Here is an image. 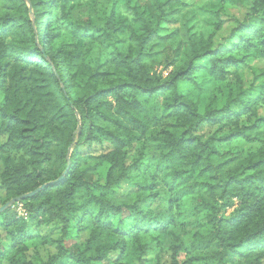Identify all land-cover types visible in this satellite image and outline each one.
Here are the masks:
<instances>
[{"label": "trees", "instance_id": "trees-1", "mask_svg": "<svg viewBox=\"0 0 264 264\" xmlns=\"http://www.w3.org/2000/svg\"><path fill=\"white\" fill-rule=\"evenodd\" d=\"M121 1L80 26L82 0H0V208L70 162L0 212V264H264V0H204L207 35L182 0ZM199 75L214 83L203 109L179 89ZM235 141L258 147H216ZM93 144L111 149L81 154ZM34 240L55 244L45 262L27 257Z\"/></svg>", "mask_w": 264, "mask_h": 264}, {"label": "rangeland", "instance_id": "rangeland-1", "mask_svg": "<svg viewBox=\"0 0 264 264\" xmlns=\"http://www.w3.org/2000/svg\"><path fill=\"white\" fill-rule=\"evenodd\" d=\"M184 3L189 5V8L184 9L189 13L190 17V26L191 29L194 30V32L200 34H208L210 33V28L207 25V15L204 14V12L201 10L203 6L206 5V1L204 0H182ZM133 3L143 6L145 3V0H133ZM121 7L122 6V1L121 0H82L81 4L76 7L75 9L72 10L71 15H72V21L80 26L84 25H89V23H94V25L102 24L104 20L110 16L111 12L116 8V7ZM0 11L2 12L3 9L0 4ZM228 15L229 17L236 18L239 20H242L245 10L241 7H233L228 9ZM31 18L33 21V14L31 13ZM234 25L233 21H228L222 32L217 36L218 41L222 39V37H225L229 29ZM180 25L179 24H167L164 26V34H167L168 32H171L174 29H179ZM40 32V26H37V32ZM101 51L103 52L102 55H105L107 52L106 50H101L97 48V55L101 54ZM100 56V55H99ZM157 59V64L154 66L155 70L157 73H161L163 77H165L171 70V67H167V70H164V64L168 63L172 59V53L168 52V55H158ZM98 57V56H97ZM250 66H255V67H261V63H251ZM242 76L244 78V83L249 84L250 82V75L248 72H241ZM196 83L197 85H187V84H181L179 86V89L181 92L188 94L195 102L198 103L199 107L203 109L205 106V102L207 101V98L209 96L210 91L214 87V83H209L206 82L205 76L199 75L196 78ZM1 99V95H0ZM210 132L204 131V135H208ZM217 149L220 152H227L230 151L234 154L240 153L244 154L249 151H255L257 149L256 144H246L242 141H235L230 144H217L216 145ZM111 147H109L106 144H93L91 146H82L80 148V152L82 155H94V156H99L103 153L109 152ZM108 168V165L105 164L97 173V176L95 178V181L99 183L100 185L104 184L105 181V175H106V170ZM18 212V211H17ZM30 228L32 234H42L51 240H56L59 238L60 233H59V227L54 224H36L35 222L30 223ZM2 235L4 236V232H2ZM87 237L86 233H82L78 236V240L80 241H85ZM66 245L69 246L70 243L66 242ZM26 246L28 247V252L26 253L27 257L35 262V263H40V262H45L47 258L55 252V244L53 242H49L46 245L45 244H38L35 240L34 241H29L26 243ZM117 254H111L109 256V259L105 260L102 264H109L110 259H115L117 258ZM162 261L169 262L170 258V253L166 252L162 255ZM148 259L152 258L151 256L147 257ZM180 261L182 260V257L180 256ZM2 264H7L6 261H2Z\"/></svg>", "mask_w": 264, "mask_h": 264}, {"label": "water", "instance_id": "water-1", "mask_svg": "<svg viewBox=\"0 0 264 264\" xmlns=\"http://www.w3.org/2000/svg\"><path fill=\"white\" fill-rule=\"evenodd\" d=\"M69 166H70V162H69V160H68L67 169L65 170V172L62 174V176H61L57 181L52 182V183H49V184H47V185H44V186H42V187L36 189L35 191L31 192V193L25 194V195H23V196H21V197L14 198V199L8 201L3 207L0 208V212H3L4 210H6V209L12 207L14 204H16V203H18V202H21L22 200H25V199L31 198L32 196L36 195L37 193H39L42 189H44V188L47 187V186L55 185V184H57V183H60V182L64 179V177H65V175H66V173H67V171H68Z\"/></svg>", "mask_w": 264, "mask_h": 264}, {"label": "built area", "instance_id": "built-area-1", "mask_svg": "<svg viewBox=\"0 0 264 264\" xmlns=\"http://www.w3.org/2000/svg\"><path fill=\"white\" fill-rule=\"evenodd\" d=\"M19 214H23L24 215V211L21 209V206L18 205V209H17Z\"/></svg>", "mask_w": 264, "mask_h": 264}]
</instances>
